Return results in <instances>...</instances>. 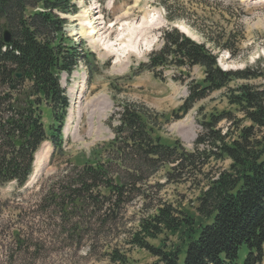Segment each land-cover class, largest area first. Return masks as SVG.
I'll return each instance as SVG.
<instances>
[{
	"label": "trees",
	"instance_id": "16d2710c",
	"mask_svg": "<svg viewBox=\"0 0 264 264\" xmlns=\"http://www.w3.org/2000/svg\"><path fill=\"white\" fill-rule=\"evenodd\" d=\"M76 12L71 0H0V186L12 181L24 185L32 172L34 154L44 141L52 144L53 152L61 150L69 102L60 75L69 77L84 55L82 45L63 30L64 15ZM176 19L167 14L168 21ZM6 30L8 43L3 38ZM201 34L207 42H196L176 27L163 29L161 47L150 51L140 68L154 77H162L168 67L184 69V83L190 79L187 96L173 119L186 115L212 92L226 89L228 103L249 124L237 122L230 112L210 114L199 121L201 130L193 149L186 150L178 140L170 145L157 134L161 115L144 104L122 103L110 116L109 123L116 118L117 124L111 125L113 139L104 160L74 166L75 172L57 178L43 197L63 212L100 204L99 197L105 202L113 199L118 206L128 201V191H137L164 167H168L169 182L203 176L193 211L162 203L154 214L139 220L130 244L149 252L154 258L150 264H239L244 246L248 252L242 264H261L264 87L240 84L231 88L234 79L256 76L249 70L221 69L214 49L231 53L235 44L228 38ZM194 66L203 70L200 82L190 78ZM172 79L179 81L176 76ZM43 108L51 112L48 129L42 122ZM222 120L229 122L226 131L218 127ZM220 160L229 161L228 166L204 172L211 162ZM168 237L174 240L168 243ZM113 260L130 264L119 255Z\"/></svg>",
	"mask_w": 264,
	"mask_h": 264
},
{
	"label": "rangeland",
	"instance_id": "374dc122",
	"mask_svg": "<svg viewBox=\"0 0 264 264\" xmlns=\"http://www.w3.org/2000/svg\"><path fill=\"white\" fill-rule=\"evenodd\" d=\"M71 1L81 18L64 15L67 22L63 30L73 42L82 45L84 55L69 77L60 75L69 102L61 130V150L53 152L52 144L44 141L36 152L42 153L44 146L48 154L38 166L32 164L24 185L12 181L0 186V264H121L113 260L117 255L130 264H150L154 258L149 252L130 244L139 220L154 214L162 203L193 211L203 176L169 182L168 167H164L139 191H128V201L118 206L113 199L105 202L99 197L100 204L63 212L57 203L51 205L50 199L43 196L57 178L74 173V166L104 160L113 139L111 125L117 124L116 118L109 123L110 116L122 103L144 104L161 115L157 134L170 145L178 140L186 150L193 149L201 130L199 121L210 114L230 112L237 122L248 125L237 107L228 103L226 89L212 92L186 115L173 119L172 114L187 96L184 69L168 67L162 77H154L140 64L147 61L150 51L161 47L163 29L177 27L199 43L207 42L202 31L235 44L231 53L214 49L221 69L249 70L256 76L234 79L229 83L231 88L240 84L264 87V0ZM167 14L177 19L168 21ZM90 26L97 31L93 37L98 42L78 33ZM134 43L139 54L132 51ZM88 52L93 55L87 56ZM189 75L200 82L203 70L194 66ZM42 122L46 129L52 125L47 108H43ZM228 125L226 120L218 123L223 131ZM228 164L227 160L211 162V171L207 167L204 172H214ZM170 240L174 238L168 237V243ZM247 252L246 246L239 251V264Z\"/></svg>",
	"mask_w": 264,
	"mask_h": 264
},
{
	"label": "bare ground",
	"instance_id": "6f19581e",
	"mask_svg": "<svg viewBox=\"0 0 264 264\" xmlns=\"http://www.w3.org/2000/svg\"><path fill=\"white\" fill-rule=\"evenodd\" d=\"M73 17L74 18H81V15H80V13H78V14H75V15H73ZM88 29V28H87ZM87 29H83V28H81L79 31H78V33H80L81 35H83V36H86V37H91V39L93 40V43L95 42V41H97V40H95L94 39V37L93 36H95V34H97V31L94 29V27H92V26H90L89 27V30H87ZM134 32H136V31H134ZM137 36V35H136ZM137 39H138V37H136ZM135 38V42L137 43V39ZM92 40H91V42H92ZM98 42V41H97ZM136 43H134V46L132 47L133 49H132V51H134L136 54H139V50L136 48ZM125 50L126 49H124V50H122V54L125 52ZM138 50V51H137ZM112 51V50H111ZM122 54H120L121 56H122ZM120 61V60H119ZM40 151V150H39ZM42 153H41V151L40 152H36L35 153V156H34V161H33V165L36 167V166H38L39 164H40V161H41V159L42 158H45L46 157V155L48 154V152H47V150L45 149V147L44 146H42ZM43 160V159H42Z\"/></svg>",
	"mask_w": 264,
	"mask_h": 264
},
{
	"label": "water",
	"instance_id": "95a60500",
	"mask_svg": "<svg viewBox=\"0 0 264 264\" xmlns=\"http://www.w3.org/2000/svg\"><path fill=\"white\" fill-rule=\"evenodd\" d=\"M3 38H4V41L6 43H8L10 41V35H9V32L7 30L4 31ZM17 76H19V75L17 74Z\"/></svg>",
	"mask_w": 264,
	"mask_h": 264
}]
</instances>
